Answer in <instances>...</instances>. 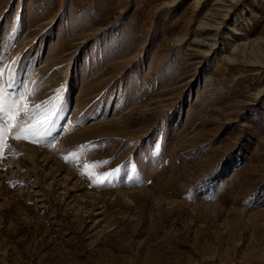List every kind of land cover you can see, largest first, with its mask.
Wrapping results in <instances>:
<instances>
[{
	"label": "rangeland",
	"instance_id": "374dc122",
	"mask_svg": "<svg viewBox=\"0 0 264 264\" xmlns=\"http://www.w3.org/2000/svg\"><path fill=\"white\" fill-rule=\"evenodd\" d=\"M0 73V264H264V0H0Z\"/></svg>",
	"mask_w": 264,
	"mask_h": 264
},
{
	"label": "snow or ice",
	"instance_id": "6c2138e0",
	"mask_svg": "<svg viewBox=\"0 0 264 264\" xmlns=\"http://www.w3.org/2000/svg\"><path fill=\"white\" fill-rule=\"evenodd\" d=\"M15 63V62H14ZM2 75V73H0ZM11 77L12 72H9ZM59 94L60 90H56ZM60 101L59 106L49 107L47 104L45 105H36L35 108L27 112L25 114V119L20 120L16 123V116L20 114V108L16 102L10 107H5L3 103H0V119H5L6 123H8L15 131V138L19 139H27L31 138V142L36 143L43 139L49 133L51 127L54 125L56 118L59 116V112L62 110L64 100L62 97L58 95L57 97ZM21 101H23L24 97L21 96ZM41 116H47L48 118L43 120L42 122L37 123ZM27 134V135H26ZM7 135V130L3 127H0V146L3 145V141L5 136ZM65 160H68V157H64ZM133 172L135 171V166H133ZM120 169L117 168L113 172L105 173L104 178H96V177H88L92 183L97 187H102L105 184L110 185V181L108 177L115 176L119 173Z\"/></svg>",
	"mask_w": 264,
	"mask_h": 264
}]
</instances>
